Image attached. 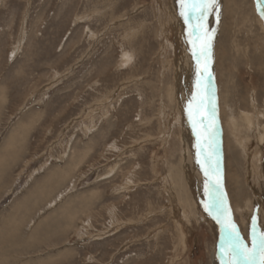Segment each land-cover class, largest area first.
I'll return each mask as SVG.
<instances>
[{
	"label": "rangeland",
	"instance_id": "374dc122",
	"mask_svg": "<svg viewBox=\"0 0 264 264\" xmlns=\"http://www.w3.org/2000/svg\"><path fill=\"white\" fill-rule=\"evenodd\" d=\"M216 8L202 34L180 0H0V264H220L231 223L251 247L264 15Z\"/></svg>",
	"mask_w": 264,
	"mask_h": 264
},
{
	"label": "snow or ice",
	"instance_id": "6c2138e0",
	"mask_svg": "<svg viewBox=\"0 0 264 264\" xmlns=\"http://www.w3.org/2000/svg\"><path fill=\"white\" fill-rule=\"evenodd\" d=\"M180 3V15L184 18L185 23L194 19L196 23L193 24V29L203 34L205 32L203 22L217 7V0H180ZM257 3L260 5L261 14L264 15V3H261V0H257ZM208 47H210V37L205 46V56H207ZM197 63L199 65V59ZM204 71L210 78L211 73L207 70V64H205ZM214 207L220 215H225L227 212L226 205L220 201L214 202ZM225 226L228 228V232L226 234L227 244L221 249L225 256L223 264H264V231H261L258 236L253 235L251 247H249L234 223ZM253 232L255 233V228H253Z\"/></svg>",
	"mask_w": 264,
	"mask_h": 264
},
{
	"label": "bare ground",
	"instance_id": "6f19581e",
	"mask_svg": "<svg viewBox=\"0 0 264 264\" xmlns=\"http://www.w3.org/2000/svg\"><path fill=\"white\" fill-rule=\"evenodd\" d=\"M217 9V8H216ZM211 23V22H210ZM209 27V26H208ZM207 28V27H206ZM206 30V29H205ZM211 37V36H210ZM205 47V46H204ZM211 47V46H210ZM209 47V48H210ZM210 50V49H209ZM210 54H211V52H210ZM212 56V55H211ZM204 66H205V64H204ZM201 85H202V88H203V90L205 91V90H207L210 86H209V84H208V82H206V81H203V82H201L200 83ZM246 119V121H247V127H248V125L250 124V122H251V118L248 116V118H245ZM250 126V125H249ZM214 139H215V136H214ZM215 166H216V169H217V165L215 164ZM215 171V174H216V176L218 175V173H217V171L216 170H214ZM215 180H217V181H215V183H213V182H210V189L212 190L213 189V187H218V180H219V178H217V177H215L214 178ZM208 185V187H209V184H207ZM215 214V216H216V227H217V229H218V231H219V233L220 234H222V232H221V230H220V228H222V221H221V219H220V215H219V213L217 212V213H214ZM220 264H223V262L222 263H220Z\"/></svg>",
	"mask_w": 264,
	"mask_h": 264
}]
</instances>
